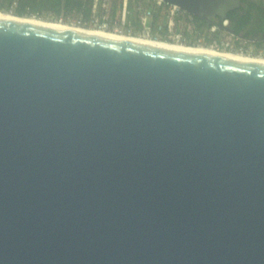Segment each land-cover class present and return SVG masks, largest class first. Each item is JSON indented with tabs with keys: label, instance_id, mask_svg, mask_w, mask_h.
Here are the masks:
<instances>
[{
	"label": "water",
	"instance_id": "1",
	"mask_svg": "<svg viewBox=\"0 0 264 264\" xmlns=\"http://www.w3.org/2000/svg\"><path fill=\"white\" fill-rule=\"evenodd\" d=\"M0 264H264V62L0 17Z\"/></svg>",
	"mask_w": 264,
	"mask_h": 264
},
{
	"label": "built area",
	"instance_id": "2",
	"mask_svg": "<svg viewBox=\"0 0 264 264\" xmlns=\"http://www.w3.org/2000/svg\"><path fill=\"white\" fill-rule=\"evenodd\" d=\"M128 2L129 0H123L121 14L114 20L108 18L109 13H105L102 17L97 15L95 7L93 9L92 18L89 21H85L81 15H79V18L76 21H68L65 19L66 17L63 16H60L57 20L67 21L78 26L98 27L105 30H112L124 35L143 36L172 43L212 46L219 50H229L242 54L264 56V54L254 53L251 49H244L241 46L238 47L235 42L227 38L223 39L220 37V40L213 39L209 44L206 43L205 32L199 31L200 29H198L196 23V16L181 9L178 5L167 3L164 0H152L154 8L150 5L145 6L142 0L138 2L137 9L140 12V20L143 23V28L140 31H135L131 24H128L127 22L129 13ZM109 4L110 0H103V6L108 7ZM16 5L17 1H13V4L8 11L14 12ZM157 9H162L160 15H165V20L160 22L159 19L158 24L154 29L151 19ZM223 24L226 26L228 25V18L223 20ZM219 30L220 33H223L224 35L230 34L231 36H235L228 30L221 29L218 23L214 22L209 26V34ZM236 40L242 41L243 38L236 36Z\"/></svg>",
	"mask_w": 264,
	"mask_h": 264
},
{
	"label": "trees",
	"instance_id": "3",
	"mask_svg": "<svg viewBox=\"0 0 264 264\" xmlns=\"http://www.w3.org/2000/svg\"><path fill=\"white\" fill-rule=\"evenodd\" d=\"M13 1H17V5L14 12L20 15H40L42 13H54L57 17L68 15H81L85 21H89L93 15V9L96 8V14L99 16L109 13L112 20L118 18L119 13L123 6V0H110L108 7L103 6V0H0V9L9 10L13 4ZM245 0H243L244 2ZM137 0H129L128 9V24H131L135 31H140L143 28V23L140 20V12L137 9ZM254 7V3L251 4ZM239 8V7H238ZM237 8V9H238ZM228 14L231 17L233 11ZM162 9H157L151 19L153 28L158 24L159 16ZM259 17L264 18V8L260 5L258 8ZM196 23L199 31L205 32L206 43L212 42L213 39H219L221 37L220 30L209 34L210 22L202 20L196 17ZM235 34L238 33V29H235ZM200 35V34H199Z\"/></svg>",
	"mask_w": 264,
	"mask_h": 264
},
{
	"label": "bare ground",
	"instance_id": "4",
	"mask_svg": "<svg viewBox=\"0 0 264 264\" xmlns=\"http://www.w3.org/2000/svg\"><path fill=\"white\" fill-rule=\"evenodd\" d=\"M0 17H10L20 21H25L28 23H35V24H42V25H51V26H59L68 29L86 31L88 33H94L99 35H106L112 36L120 39H126L136 42H143V43H153V44H160L170 48H177V49H193L199 51L201 53H208V54H220L229 56L236 59L246 60V61H255V62H264V56L262 55H250V54H242L234 51L229 50H219L212 46H205V45H189V44H180V43H172L158 39H152L143 36H133V35H124L117 33L112 30H105L98 27H87V26H78L67 21H60V20H52L39 17L37 15H20L11 11L0 10Z\"/></svg>",
	"mask_w": 264,
	"mask_h": 264
},
{
	"label": "flooded vegetation",
	"instance_id": "5",
	"mask_svg": "<svg viewBox=\"0 0 264 264\" xmlns=\"http://www.w3.org/2000/svg\"><path fill=\"white\" fill-rule=\"evenodd\" d=\"M254 3V7H252ZM264 8V0H245L241 6L228 16V27L238 33L233 35L245 39L255 45L256 54H264V18L259 17V6ZM257 51H259L257 53Z\"/></svg>",
	"mask_w": 264,
	"mask_h": 264
},
{
	"label": "rangeland",
	"instance_id": "6",
	"mask_svg": "<svg viewBox=\"0 0 264 264\" xmlns=\"http://www.w3.org/2000/svg\"><path fill=\"white\" fill-rule=\"evenodd\" d=\"M140 0H137V2L136 3H138ZM143 1V3H144V5L145 6H148V5H150L151 7H153V3H152V0H142ZM154 8V7H153ZM0 10H2V9H0ZM5 11H8V10H5ZM107 13V12H106ZM119 14H121V13H119ZM36 15V14H35ZM37 16H39V17H42V18H46V19H52V20H57L58 18H59V16L57 17L54 13H50V12H47V13H42V14H40V15H38L37 14ZM108 18L109 19H111V17H110V15L108 14ZM128 16H129V14H128ZM64 17V16H63ZM118 17H119V15H118ZM79 18V16H76V15H74V14H72V15H68V16H66V18L65 19H67L68 21L70 20V21H76L77 19ZM159 19H160V22H163L164 20H165V15H163V14H161L160 16H159ZM221 37L223 38V39H225V38H227V39H230V40H232L233 42H235V44L236 45H238V47H243L244 49H251V50H253V51H256V47H255V45L253 44V43H251V42H246L245 41V39H243L242 41L241 40H236V36H231L230 34H226V35H224L223 33H221ZM229 37V38H228ZM259 51H257V53H258Z\"/></svg>",
	"mask_w": 264,
	"mask_h": 264
}]
</instances>
